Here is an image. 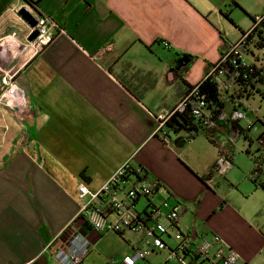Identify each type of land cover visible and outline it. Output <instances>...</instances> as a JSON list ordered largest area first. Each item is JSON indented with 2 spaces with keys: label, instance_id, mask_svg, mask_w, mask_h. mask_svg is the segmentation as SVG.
<instances>
[{
  "label": "crops",
  "instance_id": "0c3cea01",
  "mask_svg": "<svg viewBox=\"0 0 264 264\" xmlns=\"http://www.w3.org/2000/svg\"><path fill=\"white\" fill-rule=\"evenodd\" d=\"M33 1L63 32L19 70L23 109L0 105V264H57L55 250L77 232L91 242L90 264H121L144 247L142 234L97 232L80 216L77 185L97 189L127 160L144 170L146 181L160 184L159 194L180 203L177 229L185 231L190 210L204 222L205 229L194 223L196 238L217 234L220 246L249 264H264V188L227 181L224 189L214 170L219 157L232 159L226 127L217 121L209 128L208 138L217 137L219 145L203 152L186 150L182 131H170L168 143L158 131V119L188 92L185 82L193 86L206 76L205 68L251 27L252 17L264 14V0ZM26 4L0 0V46L21 23L16 12ZM5 49L1 72L20 55ZM159 50L172 63L185 55L193 64H183L188 72L171 66L159 72ZM198 62L205 72L190 81ZM163 81L171 90L160 96ZM166 257L153 252L138 264H176Z\"/></svg>",
  "mask_w": 264,
  "mask_h": 264
},
{
  "label": "built area",
  "instance_id": "2783aa9c",
  "mask_svg": "<svg viewBox=\"0 0 264 264\" xmlns=\"http://www.w3.org/2000/svg\"><path fill=\"white\" fill-rule=\"evenodd\" d=\"M22 7L26 8L37 21L33 28L27 25L28 33L25 37L28 39L34 30L38 31L36 38L29 41L34 46L32 48L35 55L52 42L58 33L63 32V29L37 5L26 4ZM13 35L12 33L9 37ZM161 43L165 48L170 46L164 40ZM208 76H215L219 87L228 95L227 106L229 105L231 109L226 111V107L213 114L207 108L208 101L200 92V81L188 90L167 116L158 119V131L173 113L183 112L188 108L197 126L206 129L211 128L219 120L237 122L246 118V111L249 110L247 101L254 93L264 97V14L253 17L251 27L229 44L204 78ZM24 104L22 88L15 74L8 79L3 77L0 105L19 111L23 109ZM252 126L253 123L250 122L248 128L252 129ZM160 132L164 138L166 137L164 141L168 143L166 131ZM232 133L235 137L240 136L237 129H233ZM260 136L258 144L263 149L262 159L255 164L256 171L252 177L264 175L263 132ZM230 166L231 158L219 157L214 170L217 173H224ZM157 184L146 181L144 170L135 168L130 160H127L99 188L92 189L85 182L77 185V192L82 201L80 216L89 227L97 232L110 231L119 234L131 232L143 235L144 247H136L132 254L125 255L121 264L145 262L151 253L162 251H166L167 261L176 264H249L235 249L220 246L221 237L217 234H213L211 238L206 236L196 238L177 229L176 224L182 207L177 201L171 203L169 198H165L160 205H155L151 201V196L159 193L161 188H158ZM141 198L147 203L139 210L137 204ZM174 228L177 229L175 236L178 240L175 247H170L165 238ZM50 244L51 242L48 246ZM90 251L89 238L84 233L77 232L65 246L55 250L53 258L57 264H90L87 261ZM193 255H197L196 261L192 260Z\"/></svg>",
  "mask_w": 264,
  "mask_h": 264
},
{
  "label": "rangeland",
  "instance_id": "374dc122",
  "mask_svg": "<svg viewBox=\"0 0 264 264\" xmlns=\"http://www.w3.org/2000/svg\"><path fill=\"white\" fill-rule=\"evenodd\" d=\"M16 15L20 19L21 23L19 22L16 23L15 28L10 30L9 35H11L12 33L14 35L7 38L9 42H7L8 41L7 40L6 45L0 46V49L2 50V49L7 48L10 54L12 53V51H14V53L17 52V54H20V55H18L15 58V61L14 60L12 61L14 64L17 62L18 64L13 65L14 66L13 68L5 72L0 71V92H1V88L3 87V77L8 79L9 77L15 74V77L17 78L19 70L22 68V65L24 64V62L27 60L28 57H31L35 52L34 48H32L34 46L31 45L28 39L25 38L26 34L28 33L27 24L18 15V12H16ZM2 37L3 36H0V45L3 42ZM157 54L160 57H162L161 63L158 60H156L155 62L157 67L159 68V72H169L170 66L173 67L176 70V72H188V68L190 66L187 69H184L183 64L187 62L190 63V65L193 64V58L190 59V57L185 56V55L181 59H178L172 63V61L170 60L171 58L164 55L166 53H164L163 50H159ZM1 64L3 65L2 58H0V65ZM202 64L203 63L198 62L192 68L191 70L192 73L189 76V78L191 79L190 81L197 80L201 72H205V70L206 72L208 71V68L207 69L205 68L204 70L205 66ZM10 66L12 67V65ZM166 85L168 84L165 83L164 81L160 82L159 92L157 95L163 96L164 95L163 91H165L167 88H169V90L166 93H169L171 89L169 86H166ZM247 103L249 106V110L246 111L247 113L246 118L240 121V125L244 129L248 128V125L250 122L254 123V125L252 126V129L250 131H247V134H246L248 136L247 138H245L244 135H240L239 137L235 138L232 133V128H231L232 124L230 121L228 120L218 121V122H222V124L226 127L225 139H228L229 142H227L225 149L227 148L228 151L231 153L230 154L232 155L231 162L234 165L232 174L229 177L227 176L226 172L218 173V174H221L219 181L223 182L224 189H227V190H228L227 181L233 184L236 182L240 183L242 187H246L254 183L250 179V177L252 176L251 173L255 169L254 157L262 156V153H263V149L258 144V138L262 132L264 135V97L259 93H254V95L247 101ZM230 109L231 107L228 105L226 108V111H229ZM181 134L182 136L184 137L187 136L188 138L186 139L187 141L185 143V146L188 148H185V149L189 151H191L192 148L200 149L201 152H203L204 150H207V151L216 150V149H213L215 148L213 146V143H215L217 146L219 145L218 140L220 139H218L217 137L211 138V136H209V138L214 139L215 142L213 140L210 141V139L208 138L207 135L210 134V129H206L205 131H199L198 133H194L196 136L192 139L191 137L189 138L190 134H187V132L185 131H182ZM228 144H229V147H228ZM258 181L264 182V175L260 176V178H258ZM234 190L235 189H233L232 192L236 191ZM165 198L166 197H163L161 194L157 193L151 196V201L155 205H160L165 200ZM169 201L171 203L173 202L172 199H170ZM146 203H147L146 200L141 198L137 204V208L139 210H142L146 206ZM263 213H264V208H263ZM183 216H185L184 222L187 225V226L185 225V228H184L185 233L191 234L194 223L198 226V228L202 227V229H205L204 222H201V221L197 222V219H195L194 212L189 210L188 212L184 213ZM165 240H166V243L170 247H175L178 238L175 235H173L172 237H170V239L165 238ZM94 262H95L94 264H101L100 260H94Z\"/></svg>",
  "mask_w": 264,
  "mask_h": 264
},
{
  "label": "trees",
  "instance_id": "16d2710c",
  "mask_svg": "<svg viewBox=\"0 0 264 264\" xmlns=\"http://www.w3.org/2000/svg\"><path fill=\"white\" fill-rule=\"evenodd\" d=\"M29 1L30 4L36 5L37 2H34L33 0H26ZM253 19V17H252ZM228 73V72H225ZM185 81V80H184ZM187 85V89L190 90L193 86L185 82ZM200 92L205 96L206 100L208 101V106L207 108L213 113L219 112L221 109L227 107V99L228 95L224 90H222L219 87L218 82L216 81L215 76H208L206 78H203L200 83ZM231 96H229V99ZM174 109V108H173ZM172 109V110H173ZM171 110V111H172ZM170 111V112H171ZM189 108L184 110L183 112H175L173 113L168 120L165 122L163 128L160 131H166L167 136L170 131L178 133L180 131H187L189 132L192 136H195L194 133H198L199 131H205L206 128L202 126H197L195 123L194 117L190 114ZM234 124V129L239 130V135H244L245 138L248 136L247 131H250V128L244 129L240 125V121L233 122ZM254 125V123H253ZM246 132V133H245ZM261 137V136H260ZM262 159V156H256L254 157L255 164L257 162H260ZM256 171V166L253 172L251 173L252 176L254 172ZM250 177V179L257 184L259 187L264 188V182L263 181H258V178L260 177ZM158 188H161L160 184H157ZM192 260L196 261L197 260V255L192 256Z\"/></svg>",
  "mask_w": 264,
  "mask_h": 264
},
{
  "label": "water",
  "instance_id": "95a60500",
  "mask_svg": "<svg viewBox=\"0 0 264 264\" xmlns=\"http://www.w3.org/2000/svg\"><path fill=\"white\" fill-rule=\"evenodd\" d=\"M18 15L22 18V20H24V22L31 28L35 27L37 24L36 19L34 18V16H32L29 11L24 8L21 7L18 10ZM38 35V31L34 30L29 36H28V41H33L36 36Z\"/></svg>",
  "mask_w": 264,
  "mask_h": 264
}]
</instances>
